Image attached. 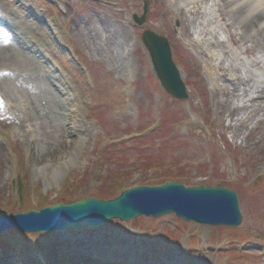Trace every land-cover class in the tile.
Listing matches in <instances>:
<instances>
[{
    "label": "rangeland",
    "instance_id": "rangeland-1",
    "mask_svg": "<svg viewBox=\"0 0 264 264\" xmlns=\"http://www.w3.org/2000/svg\"><path fill=\"white\" fill-rule=\"evenodd\" d=\"M144 1L139 26L132 16ZM226 2L0 0V32L11 43L0 39V212L109 198L118 184H154L150 176L170 166L183 175L170 171L164 180L235 190L242 216L238 226L165 214L65 234L12 229L0 235V264L90 260L81 246L95 236L134 264H264V20L244 32ZM244 9L243 18L251 14ZM10 23L51 36L44 51L29 50L36 40L15 37ZM145 28L167 37L186 99L159 85L141 41ZM60 72L70 83L64 95ZM72 91L76 113L67 108ZM71 117L76 150L63 145ZM54 155L65 160L62 171ZM33 160L47 164L39 170ZM66 240L78 246H62Z\"/></svg>",
    "mask_w": 264,
    "mask_h": 264
},
{
    "label": "water",
    "instance_id": "water-1",
    "mask_svg": "<svg viewBox=\"0 0 264 264\" xmlns=\"http://www.w3.org/2000/svg\"><path fill=\"white\" fill-rule=\"evenodd\" d=\"M147 10L148 3L144 1L142 14L133 15L137 25L143 24ZM141 41L160 85L175 98H187L186 85L172 59L168 39L145 28ZM165 214L209 226H238L242 219L235 190L222 185H187L173 179L157 184L132 185L110 198L84 196L69 202L47 204L39 209L2 211L0 235L12 229L22 233L65 234L69 229L73 232H80L84 227L99 229L113 219L128 221L138 216L159 217ZM81 250L93 255L101 254L91 245L81 246Z\"/></svg>",
    "mask_w": 264,
    "mask_h": 264
},
{
    "label": "bare ground",
    "instance_id": "bare-ground-1",
    "mask_svg": "<svg viewBox=\"0 0 264 264\" xmlns=\"http://www.w3.org/2000/svg\"><path fill=\"white\" fill-rule=\"evenodd\" d=\"M183 1H185V2H198V1H201V2H203V3H206L208 0H183ZM227 2H226V4H227V6L228 7H230L231 8V10L230 11H232L233 9V7L235 8H237L236 10H234L233 12H232V16H235V18H239V24H238V26H239V28L242 30H245L244 32H246V31H250V30H253V29H255L256 28V26H257V24H260L261 22H262V20H264V11H262V10H256V9H258V8H260V6H262L263 4H264V0H249V4H242V0H226ZM240 5L241 6H243L242 8L240 7ZM243 8H246V9H244L245 10V12L247 13V14H250V15H247L246 17H242V12H243ZM197 10V8L195 7L194 9H193V12H195ZM225 14H228V13H225ZM219 18L220 19H224V14H223V12H220V14H219ZM240 18L242 19V20H240ZM48 26L50 27V28H52L54 31H56V29H55V27H54V22H52V21H49L48 22ZM8 28H9V31L15 36V37H18V38H21V39H23V40H26L27 39V37L28 38H34L35 40H36V42L37 43H35L34 45H29V50H34V49H40L41 51H44V48H43V44H44V42L45 41H47V40H50V38H51V36H49V37H47L46 35H44V36H41V37H37V36H35L34 34H32V31L30 32V31H28L27 30V28L26 27H22V26H19V25H15V24H12V23H10L9 25H8ZM7 30V29H6ZM3 33V32H2ZM1 32H0V39L1 40H3V41H5L4 40V38L6 39V41H8V39H7V36H3V34H2ZM55 34H56V36H58L60 39H61V37H60V35L57 33V31L56 32H54ZM232 34H230V38H231V40H232V38L234 37L233 35L231 36ZM263 40H264V38H263ZM6 41H5V43H6ZM233 41V40H232ZM8 44H11L10 42H7ZM6 43V44H7ZM44 55L46 56V57H48V55L46 54V53H44ZM60 75L62 76L61 77V79H62V81L61 80H59L58 82H59V85H58V88H59V90L60 91H64V92H62L63 93V95L67 92V90H68V85L70 86V83H69V81L64 77V75L60 72ZM60 83H62L63 84V87L60 85ZM262 92H264V86L262 87V89H261V92L260 93H262ZM70 95H72L73 96V98L75 99L74 100V102L73 103H71V104H68L67 105V108L68 109H70V111H73V112H78V110H79V105H78V100H77V95H76V93H74V91H72V93H70ZM59 105H60V107H62V105H61V103L59 102ZM65 110L66 109H63V114L65 115ZM76 115V114H75ZM66 119V118H65ZM67 123H68V125H69V132H70V134H71V136L69 137V142L67 141V140H65L64 142H63V145H64V148L65 149H67V148H71V149H74V150H76V148H77V146H78V144H74V142H73V140H76L74 137H76V136H78V135H80V130H77L78 128H76V124H77V121L75 120V119H73L72 117L71 118H69V120L67 121ZM73 135V136H72ZM83 140V138H80V140L79 141H82ZM75 146H76V148H75ZM53 157H55V158H57L58 159V156L57 155H54ZM52 160H53V158H51ZM59 161H58V169L57 170H61L62 171V169L64 168V166H65V160H61V157L58 159ZM33 163H34V165L33 166H35L36 168H38L39 170L40 169H42L43 167H44V165H46L47 163H45V161H39L38 162V160H33ZM43 166V167H42ZM59 175V172H56L55 173V176H58ZM100 237H97V238H89L88 240H89V242H88V244L89 245H91L93 248H96L97 250H99V253H101V254H104V252L106 253V255L107 256H109V257H120V258H123L124 260H126V261H122V263H115V262H112L111 261V258H109L108 260L110 261V262H106L103 258H104V255H101L100 257H98V256H95V255H91V260H89V262H90V264L92 263V264H95V263H100L101 264V262H104V264H130L129 263V260L126 258V256H127V253L125 252L124 254L119 250L118 251V249H116L115 247L114 248H112V247H109L108 245L109 244H107V243H105V244H103V242H102V240L101 239H99ZM86 239H80L79 240V243L81 244V245H83V243L84 244H87L86 242ZM61 242H63V240H60V243ZM67 243V244H66ZM69 242L67 241V242H65V244H63L62 246H66V245H70V244H68ZM108 258V257H107ZM74 260H76V259H74ZM64 261H61V263H63ZM69 264L71 263V262H68ZM73 264H84V263H82V262H78V263H75L74 261L72 262Z\"/></svg>",
    "mask_w": 264,
    "mask_h": 264
},
{
    "label": "trees",
    "instance_id": "trees-1",
    "mask_svg": "<svg viewBox=\"0 0 264 264\" xmlns=\"http://www.w3.org/2000/svg\"><path fill=\"white\" fill-rule=\"evenodd\" d=\"M156 129H157V126H154L152 129H150L149 133L152 132V131H155ZM171 169L172 168L170 166H168V168H164L159 175L155 173L153 176H150L149 179H153L152 181H154V183H158V182L160 183V182H162L164 180V176L165 175H171L170 171L174 172V174H176V175H181V176L183 175L182 174L183 172L179 171V172L175 173V171L173 169L172 170ZM176 175H174V177H177ZM157 178H163V179H157ZM177 178H179V177H177ZM123 188H124V186L122 184H118L117 190L116 189L113 190L115 193H109L108 196L118 194Z\"/></svg>",
    "mask_w": 264,
    "mask_h": 264
}]
</instances>
